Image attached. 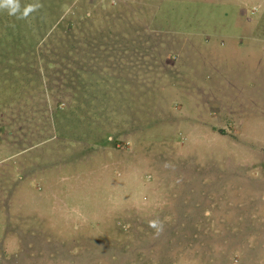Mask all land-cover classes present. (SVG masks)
Segmentation results:
<instances>
[{"label":"rangeland","instance_id":"obj_1","mask_svg":"<svg viewBox=\"0 0 264 264\" xmlns=\"http://www.w3.org/2000/svg\"><path fill=\"white\" fill-rule=\"evenodd\" d=\"M183 1L0 9V264H264V2Z\"/></svg>","mask_w":264,"mask_h":264},{"label":"crops","instance_id":"obj_2","mask_svg":"<svg viewBox=\"0 0 264 264\" xmlns=\"http://www.w3.org/2000/svg\"><path fill=\"white\" fill-rule=\"evenodd\" d=\"M189 1H198V0H189ZM183 0H152L151 6H150V11L152 10V19L151 23H153L155 26H159L160 24L163 25V20L164 18H168L172 21V15H173V10H177V9H185L187 7H185V5L183 4ZM264 0H236L237 5L232 7L233 9H243L244 8H248L249 3H251L252 5V9H254L256 6L259 8L262 6L261 3H263ZM247 5V6H246ZM187 6V5H186ZM246 6V7H245ZM175 14V12H174ZM89 14H87L88 16ZM182 32H179V34L182 35ZM195 35L192 36V38L190 37L189 40H193V42L195 43V47L197 45V41L198 39L197 37H199L200 35H205V37L207 38V40H209L210 42L213 39L216 40H221L223 39V37L220 36H216V33H205V34H198V33H194ZM190 36V35H188ZM17 155H13L11 156L9 159H14ZM14 161V160H13ZM3 162V161H1Z\"/></svg>","mask_w":264,"mask_h":264},{"label":"clouds","instance_id":"obj_3","mask_svg":"<svg viewBox=\"0 0 264 264\" xmlns=\"http://www.w3.org/2000/svg\"><path fill=\"white\" fill-rule=\"evenodd\" d=\"M0 9L7 11L9 15H20L21 18L26 17L30 12L35 10L34 6L26 7L23 12H21L18 0H0ZM152 226H155V222H152Z\"/></svg>","mask_w":264,"mask_h":264}]
</instances>
